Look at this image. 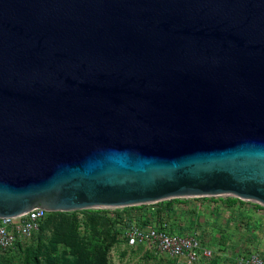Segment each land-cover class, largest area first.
Here are the masks:
<instances>
[{"label":"water","instance_id":"1","mask_svg":"<svg viewBox=\"0 0 264 264\" xmlns=\"http://www.w3.org/2000/svg\"><path fill=\"white\" fill-rule=\"evenodd\" d=\"M213 195L264 207V0H0V217Z\"/></svg>","mask_w":264,"mask_h":264},{"label":"rangeland","instance_id":"2","mask_svg":"<svg viewBox=\"0 0 264 264\" xmlns=\"http://www.w3.org/2000/svg\"><path fill=\"white\" fill-rule=\"evenodd\" d=\"M167 200L127 212L138 218V226L160 224L171 232L196 236L211 256L194 264H240L239 257L248 253L264 259L263 206L223 195ZM111 211H52L40 229L11 249L0 250V264H171L165 254L128 246L125 226L121 219L109 218Z\"/></svg>","mask_w":264,"mask_h":264},{"label":"built area","instance_id":"3","mask_svg":"<svg viewBox=\"0 0 264 264\" xmlns=\"http://www.w3.org/2000/svg\"><path fill=\"white\" fill-rule=\"evenodd\" d=\"M49 212L52 211L33 207L17 217H0V250L11 249L20 239L36 232ZM123 237L128 246H144L153 252L165 254L171 264H194L199 259L211 256V250L202 245L193 234L170 232L160 224H130L124 227ZM239 262L264 264V259L254 253H248L239 257Z\"/></svg>","mask_w":264,"mask_h":264},{"label":"trees","instance_id":"4","mask_svg":"<svg viewBox=\"0 0 264 264\" xmlns=\"http://www.w3.org/2000/svg\"><path fill=\"white\" fill-rule=\"evenodd\" d=\"M169 201H170V200H167L166 202H164L163 205H167ZM158 203H159V202H158ZM135 207H138V206H128V207H122V208H115V209H112V211H111V216H109V218H110L111 220L121 219L122 222H123V224H124V226H128V225H130V224H135V222H137V219H138V218H132V216H130L129 212H127V209H129V208H135ZM86 211H89V212H91V213H94V211H90V210H86ZM49 213H51V212H49ZM49 213H48V214H49ZM48 214H47V215H48ZM47 215H46V216H47ZM44 219H45V218H44ZM42 222H43V220H42ZM42 222L39 224L38 229L41 228V224H42ZM170 232H171V231H170Z\"/></svg>","mask_w":264,"mask_h":264}]
</instances>
